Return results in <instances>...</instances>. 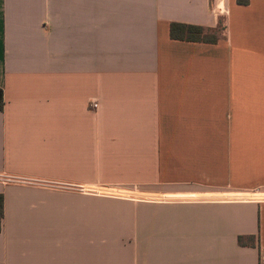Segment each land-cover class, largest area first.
Returning a JSON list of instances; mask_svg holds the SVG:
<instances>
[{
    "label": "crops",
    "instance_id": "crops-1",
    "mask_svg": "<svg viewBox=\"0 0 264 264\" xmlns=\"http://www.w3.org/2000/svg\"><path fill=\"white\" fill-rule=\"evenodd\" d=\"M0 88V264H264V0H0Z\"/></svg>",
    "mask_w": 264,
    "mask_h": 264
},
{
    "label": "trees",
    "instance_id": "trees-1",
    "mask_svg": "<svg viewBox=\"0 0 264 264\" xmlns=\"http://www.w3.org/2000/svg\"><path fill=\"white\" fill-rule=\"evenodd\" d=\"M220 30L221 28L217 30H207L200 26L175 23L171 25V37L176 40L215 43L219 39L218 34ZM4 105V92L3 89L0 88V111L3 110ZM3 216V197L0 195V232L2 230Z\"/></svg>",
    "mask_w": 264,
    "mask_h": 264
},
{
    "label": "built area",
    "instance_id": "built-area-1",
    "mask_svg": "<svg viewBox=\"0 0 264 264\" xmlns=\"http://www.w3.org/2000/svg\"><path fill=\"white\" fill-rule=\"evenodd\" d=\"M91 108H94V109L97 108V104L95 102H92L91 103Z\"/></svg>",
    "mask_w": 264,
    "mask_h": 264
},
{
    "label": "rangeland",
    "instance_id": "rangeland-1",
    "mask_svg": "<svg viewBox=\"0 0 264 264\" xmlns=\"http://www.w3.org/2000/svg\"><path fill=\"white\" fill-rule=\"evenodd\" d=\"M222 3H220V5H221Z\"/></svg>",
    "mask_w": 264,
    "mask_h": 264
}]
</instances>
